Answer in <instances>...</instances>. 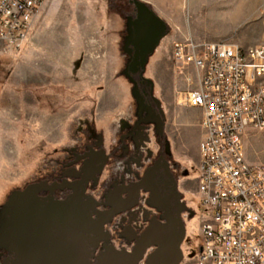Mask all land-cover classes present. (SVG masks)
Returning a JSON list of instances; mask_svg holds the SVG:
<instances>
[{"label": "rangeland", "instance_id": "374dc122", "mask_svg": "<svg viewBox=\"0 0 264 264\" xmlns=\"http://www.w3.org/2000/svg\"><path fill=\"white\" fill-rule=\"evenodd\" d=\"M137 3L165 27L146 61L136 53ZM188 37L264 46V0H46L25 42L0 50V264H18L22 213L67 195H81L93 212V256L122 252L123 240L137 248L157 213L165 222L153 189H143L159 168L175 175L189 208L179 264H198L208 215L198 193L202 112L185 104L195 73L172 58L173 43ZM146 132L150 158L136 145ZM244 150L249 163L264 165V131L247 130ZM134 225L135 238L120 236Z\"/></svg>", "mask_w": 264, "mask_h": 264}, {"label": "built area", "instance_id": "2783aa9c", "mask_svg": "<svg viewBox=\"0 0 264 264\" xmlns=\"http://www.w3.org/2000/svg\"><path fill=\"white\" fill-rule=\"evenodd\" d=\"M45 2L0 0V50L25 42ZM172 58L195 73L185 104L202 112L198 193L208 215L198 264H264V165L244 150L247 130L264 131V46L188 37L173 43Z\"/></svg>", "mask_w": 264, "mask_h": 264}, {"label": "water", "instance_id": "95a60500", "mask_svg": "<svg viewBox=\"0 0 264 264\" xmlns=\"http://www.w3.org/2000/svg\"><path fill=\"white\" fill-rule=\"evenodd\" d=\"M140 30L136 31V53L142 61L157 47L164 35V23L145 4L137 3ZM153 205L163 212L164 223L155 221L131 254L109 250L100 254L96 264H138L148 246L157 249L147 264H179L183 258L181 243L185 236L182 213L189 211L178 202L174 206L153 189ZM93 212L84 206L81 195L66 201L33 204L20 218L15 232L18 264H92L95 240L89 230Z\"/></svg>", "mask_w": 264, "mask_h": 264}, {"label": "flooded vegetation", "instance_id": "af4514ba", "mask_svg": "<svg viewBox=\"0 0 264 264\" xmlns=\"http://www.w3.org/2000/svg\"><path fill=\"white\" fill-rule=\"evenodd\" d=\"M150 141H151V138H150L149 134L146 132L142 136L141 140L138 141L136 144L137 148L141 151H144L146 156H148L149 158L154 155V152L150 149L145 150L144 147ZM136 155L138 156V153H136ZM98 158L96 160H94V163H97L99 161ZM174 176H173V178H171L167 174L166 168H159L158 170L152 172V175L150 176V179L148 180L149 181L148 184L144 185L143 189L144 188H152V189L158 191L161 197L168 199L167 201L169 202V204L174 206L178 202V194H177V190H176L177 182H176V179ZM68 196L69 195H67L65 197V199H63V200L66 201ZM132 214L133 215L136 214V208L134 211H132ZM146 217H147V219L151 218L150 215H146ZM158 217H160V215L157 213V217H156L155 221L161 222L158 220ZM125 223H126V219H124L122 221V224H120V225L118 224L117 227H115V229L118 230V229L122 228ZM140 230H141V228L139 226L134 225L132 227L125 228L124 230L119 232V234H120V236H122L124 238H128V239L130 237L135 238V235L137 233H139ZM91 236H93V235H91ZM134 247H135L134 243L130 242L129 240H123L122 241V248H123L122 252H126V253L133 252L132 250H134ZM201 251H202V245L199 247V253ZM99 256H100V251H97V254H95L94 256L92 255V258H98ZM92 264H96V261L93 260Z\"/></svg>", "mask_w": 264, "mask_h": 264}, {"label": "crops", "instance_id": "0c3cea01", "mask_svg": "<svg viewBox=\"0 0 264 264\" xmlns=\"http://www.w3.org/2000/svg\"><path fill=\"white\" fill-rule=\"evenodd\" d=\"M196 110H198V109H196ZM196 117H197V119H198V113L197 112H195V114H194ZM201 120H202V117H201ZM200 123H201V121H200ZM200 123H199V126H200ZM200 131H201V134H202V137H203V133H202V129H201V126H200ZM201 141H202V139H201ZM199 146H200V144H199ZM199 155H200V150H199Z\"/></svg>", "mask_w": 264, "mask_h": 264}]
</instances>
